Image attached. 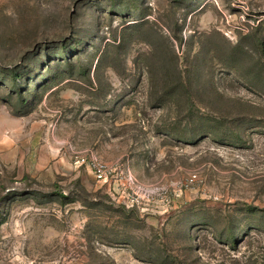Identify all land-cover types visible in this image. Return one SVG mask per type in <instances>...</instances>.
I'll list each match as a JSON object with an SVG mask.
<instances>
[{"label": "rangeland", "instance_id": "374dc122", "mask_svg": "<svg viewBox=\"0 0 264 264\" xmlns=\"http://www.w3.org/2000/svg\"><path fill=\"white\" fill-rule=\"evenodd\" d=\"M0 264H264V0H0Z\"/></svg>", "mask_w": 264, "mask_h": 264}, {"label": "built area", "instance_id": "2783aa9c", "mask_svg": "<svg viewBox=\"0 0 264 264\" xmlns=\"http://www.w3.org/2000/svg\"><path fill=\"white\" fill-rule=\"evenodd\" d=\"M93 168H94L95 173H96L95 174L96 178L99 179V180L103 179L105 166L102 163L98 162V161H94Z\"/></svg>", "mask_w": 264, "mask_h": 264}]
</instances>
